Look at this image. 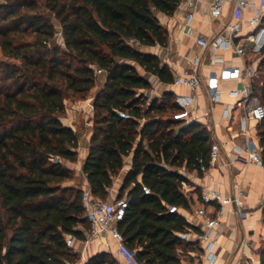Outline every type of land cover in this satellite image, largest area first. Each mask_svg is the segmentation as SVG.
Returning <instances> with one entry per match:
<instances>
[{
    "label": "trees",
    "instance_id": "1",
    "mask_svg": "<svg viewBox=\"0 0 264 264\" xmlns=\"http://www.w3.org/2000/svg\"><path fill=\"white\" fill-rule=\"evenodd\" d=\"M180 1L0 0V264L81 263L66 236L87 238L83 188L64 184L75 178L70 164L80 142L61 117L68 96L87 98L97 69L106 79L93 99L82 167L93 196L108 199L131 156L118 190L129 199L118 223L124 246L140 264H181L184 253L199 250L177 236L189 224L168 207H190L188 179L172 168L202 175L201 164L210 167L211 132L174 117L181 109L173 92L150 100L139 92L152 88L146 73L173 83L169 66L140 46L167 45L157 13L173 15ZM254 86L264 105V51ZM258 124L264 158V119ZM259 256L264 264V241ZM84 264L119 263L101 251Z\"/></svg>",
    "mask_w": 264,
    "mask_h": 264
},
{
    "label": "built area",
    "instance_id": "2",
    "mask_svg": "<svg viewBox=\"0 0 264 264\" xmlns=\"http://www.w3.org/2000/svg\"><path fill=\"white\" fill-rule=\"evenodd\" d=\"M201 0H181L178 9L186 12L183 18V30L188 35H193L192 22L196 18L197 5ZM230 8V9H229ZM228 11V12H227ZM209 23L216 24L212 35L198 34L195 42L200 51L191 59L189 68L173 75V85L186 87L190 93L176 94L174 102L181 111L174 114L177 119L184 120V123H191L186 119L196 100L195 92L206 85V94L212 104L219 103L225 92L224 84L236 81L238 85L230 87L227 92L236 99V103L241 105V116L239 118L238 129L233 133L231 139L226 142L233 148L234 161L243 164H254L264 170V158L262 148L249 133V124L254 121L259 123L264 119V105L262 104L256 90L255 79L259 73V67L263 59L264 51V0H209L208 9ZM219 50H232L242 59V65L227 64L225 58L219 54ZM208 63L209 71L207 75L202 72V67ZM220 64L219 70L212 69L211 66ZM97 74L102 70L97 69ZM232 110V106L224 110L227 115ZM120 116L129 118L127 112L120 111ZM230 115V114H229ZM241 138L240 143H236L234 138ZM224 143L213 141L210 153V165L215 163L222 155ZM167 168H172L166 166ZM189 179L190 172L184 167L172 168ZM200 169L207 171L203 164ZM184 194L189 197L184 188ZM145 194H151V189L142 184ZM233 193L226 195L215 187H205L199 195L200 205L193 209V213L201 218L204 226L200 227L199 222L187 218L183 210L177 205H170L168 211L171 213H181L187 220L188 226L185 230L177 232L183 242L192 243L199 248L197 255L203 258L208 264H215L217 259V240L215 233L222 224L223 218L233 214L235 209L239 212L244 204L246 191L238 183L233 186ZM82 203L85 209V216L89 223V231L84 242L99 239L109 235L116 240L119 246L134 260L140 264L134 255L123 243L122 234L118 228V223L124 218L129 204L127 196L121 198L116 195L113 202L102 200L93 196L89 184L83 187ZM68 246H73L75 239L72 235L66 236ZM241 245L250 250L246 255L251 264L259 257L260 247H256L248 239H242ZM80 258L87 260L85 251L80 252Z\"/></svg>",
    "mask_w": 264,
    "mask_h": 264
},
{
    "label": "crops",
    "instance_id": "3",
    "mask_svg": "<svg viewBox=\"0 0 264 264\" xmlns=\"http://www.w3.org/2000/svg\"><path fill=\"white\" fill-rule=\"evenodd\" d=\"M209 0H201L197 5L196 18L192 22L193 35L184 33L183 18L186 12L181 9H176L173 15H166L158 12L157 16L160 23L168 31V43L166 46H140V50L157 55L161 61L169 66L173 75L177 72H182L189 68L191 59L199 53L200 48L195 42V36L198 34L212 35L215 31V25L209 23L208 16ZM230 9V8H229ZM228 12V11H227ZM227 64L242 65V59L232 50H219ZM212 69L219 70L221 65L215 64ZM209 64L206 63L202 67V72L207 75ZM146 77L150 80L152 88L150 90H140L149 100L154 97H161L164 92L171 91L176 94L190 93L186 87L175 86L173 83L164 84L159 81L155 75L146 73ZM106 76L104 73L99 74L98 87H94V96L100 90L105 82ZM238 85L236 81H231L224 84L225 92L222 100L219 103L212 104L206 94V85L202 84L195 92L196 100L191 108L186 119L191 122H199L207 126L211 132L213 141L224 143L221 157L207 171L199 175L196 171L190 172L187 186L184 191L191 199L190 207L183 210L185 217L199 222L200 227L204 226L201 218L193 213V209L200 205L199 195L201 191L207 187H215L225 193L232 194L233 186L238 183L246 191L244 204L241 208L244 212H239L235 209L233 214L223 218L221 226L215 233L217 240V259L215 264H251L246 255L250 254L247 247L241 245L242 239L246 238L256 247H260L264 241V170L254 164H243L239 161H234L233 148L228 142L233 133L238 129L239 118L241 116V105L236 103V99L230 96L227 89ZM94 96L88 95L86 99H77L68 105L66 103V113L61 117L65 125L72 127L79 136V159L76 163L70 164L77 176L78 184H73L74 179L67 181L65 185H75L83 188L88 184L86 175L83 172V164L85 156L88 152V145L93 130V99ZM232 106V110L227 115H224V110ZM230 114V115H229ZM189 124V122L185 123ZM257 122H250L249 133L257 140L258 137ZM236 143L241 142V138H234ZM260 145V143H259ZM131 167V156L125 158V166L115 178L113 187L110 189L108 199L113 196V202L118 190L121 186V181L124 179L127 171ZM81 184V185H79ZM75 248L77 251H85L87 258L101 251L111 253L119 264H136L134 260L122 249L118 242L111 236L105 235L99 239L90 240L87 244L84 241L75 240ZM199 250H191L181 256V264H208L203 258L197 255ZM85 261L81 260L80 264ZM254 264H260V256L255 260Z\"/></svg>",
    "mask_w": 264,
    "mask_h": 264
},
{
    "label": "rangeland",
    "instance_id": "4",
    "mask_svg": "<svg viewBox=\"0 0 264 264\" xmlns=\"http://www.w3.org/2000/svg\"><path fill=\"white\" fill-rule=\"evenodd\" d=\"M54 23H55V25H56V28H57V30H59L60 29V27H59V23H58V21L57 20H54ZM0 59H4V57H3V55H2V53H1V51H0ZM98 84H99V79H98V81H97V84H96V87H98ZM94 91H91L90 93H89V95L92 97V96H94ZM74 100H77L76 99V97H74V96H68L67 98H66V103H68V105L70 104V102H72V101H74ZM74 183L73 184H78V183H76L77 181V176H75V178H74ZM123 181V180H122ZM122 181H121V183H122ZM79 185H81V184H79ZM113 200V196H111V198L110 199H107V201H112ZM182 256H184V254L182 255Z\"/></svg>",
    "mask_w": 264,
    "mask_h": 264
}]
</instances>
